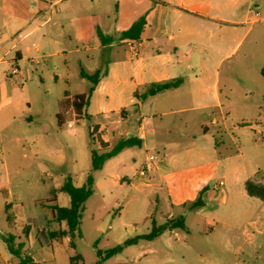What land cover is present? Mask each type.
<instances>
[{"label": "crops", "instance_id": "crops-1", "mask_svg": "<svg viewBox=\"0 0 264 264\" xmlns=\"http://www.w3.org/2000/svg\"><path fill=\"white\" fill-rule=\"evenodd\" d=\"M78 1L79 4L75 0H0V193L4 196H14L16 187L44 180L46 168L59 161L53 150H64L60 135L65 130L73 133V122L65 116L82 117L85 108L105 121L104 128L98 124L92 132L109 147L121 138L136 136L145 150L163 152H159L163 158L152 163L148 180L138 172L131 179L138 183L137 188L162 187L163 178L182 167L176 158L201 159L207 150H218L201 144L200 139L206 135L188 137L169 116L190 110L206 117L209 112L221 113L214 78L217 69L225 59L239 53L254 31L257 34L246 55H255L259 41L264 39L263 17L256 0H114L116 16L111 19L108 15L104 24L96 25L100 45L93 47L97 51L91 57L95 63L87 72L106 69L107 73L95 86L88 104L77 113L76 94L71 93L76 74L69 60V55L76 54V49L70 48L76 42V7L102 14L111 10V3L102 7L109 0ZM142 19L145 25L140 39H123L122 33ZM138 45L139 56L133 57L131 47ZM14 67L20 69L17 76L11 74ZM170 80H180L179 86L145 100L136 96V92L142 95L154 83ZM59 84L65 86L63 96L57 94ZM188 103L191 105L186 106ZM129 108H135L137 118ZM60 124L67 128L62 129ZM128 148L109 159L101 170L107 165L114 168L112 161ZM109 174L117 182L128 179L120 172ZM235 175L233 170H224V177ZM243 178L256 179L253 173ZM193 187L197 198L201 196L205 203L204 210L206 206L214 207L209 201L227 200L225 188L214 193L201 182ZM43 201L35 200L41 204ZM55 203L59 205L57 196L55 202L42 204L50 211V219V204ZM5 208L8 219L11 216L15 221L12 205L6 202ZM64 223L53 224L51 229H63ZM24 228L29 233L31 226ZM48 229L46 219L40 231L47 234Z\"/></svg>", "mask_w": 264, "mask_h": 264}, {"label": "rangeland", "instance_id": "rangeland-1", "mask_svg": "<svg viewBox=\"0 0 264 264\" xmlns=\"http://www.w3.org/2000/svg\"><path fill=\"white\" fill-rule=\"evenodd\" d=\"M110 3L111 10L107 14L80 11L76 7V42L70 44L76 54L69 55L71 71L76 74V85L71 93L76 96L87 93L90 86L89 81L82 79L81 71H90L95 63L91 57L97 51L93 47L100 45L96 25L104 24L108 15L112 19L117 14L114 0L103 2L102 7ZM255 3L260 5L257 9L264 24V0ZM61 6L59 4L58 9ZM256 34L254 31L239 53L225 59L217 69L214 78L221 113L209 112L206 117L190 110L169 116L188 137L206 135L200 139L201 144L217 148L216 152L207 150L201 159L178 157L176 161L182 167L164 177L162 187L137 188L138 183L131 181L134 174L139 175V170L151 163V155L158 157L155 162H159L163 157L159 152H163L145 150L142 146L126 149L112 161L114 168L109 169L107 165L106 169L93 172L94 193L85 204L80 234L50 239L48 232V235L41 232L40 227L50 219L51 213L35 200H46L57 190L59 205L70 207V196L59 188L69 177L78 187L86 184L92 169L90 154L100 150L98 134L91 137L89 129L94 131L98 124L101 128L106 125L91 109L85 108L82 117L66 115L73 122V133L65 130L60 135L64 150H53L59 161L46 168L44 180L14 188L12 197L0 193V264H20V258L8 248L7 243L12 240L16 249L22 244V255L32 256L38 264H264V203L247 195L243 180L253 173L264 183V77L261 74L264 39L259 41L255 55H246ZM64 87L58 85L59 96H63ZM173 107L178 106L173 104ZM82 109L76 107V112ZM129 110L134 119L137 118L135 108ZM60 125L62 129L67 128L66 124ZM147 154L151 155L146 161ZM227 169L235 171V177H224ZM109 172H120L128 179L117 182ZM220 181L224 184L221 187ZM196 182L207 185L214 193L225 188L227 200L209 201L214 207L206 206L207 210L184 205L197 198L198 192L193 187ZM6 202L14 208L15 221L8 219ZM172 217H184L186 230H166L152 241L141 239L106 257L107 251L127 239L150 233L153 221L163 225ZM26 225L31 226L29 233L24 228ZM62 227L68 229L65 223Z\"/></svg>", "mask_w": 264, "mask_h": 264}, {"label": "trees", "instance_id": "trees-1", "mask_svg": "<svg viewBox=\"0 0 264 264\" xmlns=\"http://www.w3.org/2000/svg\"><path fill=\"white\" fill-rule=\"evenodd\" d=\"M145 20L142 19L132 25L128 30L122 33L123 39H132V40H139L140 35L144 29ZM100 37L103 39L104 36L100 33ZM107 73L106 69H99L92 74L85 72L84 70L81 71L82 77L86 78L88 81L92 83L90 86L87 95H78L76 96L75 105L76 107L82 108L86 104H88L93 91L95 90V86L98 84L100 78ZM261 74L264 77V68L261 69ZM180 80H170L161 83H154L149 86L147 92L142 95H139L136 92V96L140 99L145 100L149 96L155 95L162 91L178 87ZM91 137H94V132L90 131ZM99 149L100 150H93L91 152V162H92V169L91 172L88 173L87 182L85 185L78 187L75 186L72 179L69 177L67 178L64 185L59 188V191L65 192L70 196L71 205L70 207H62L58 204H50V207L53 212V216L51 219L48 220V234L50 239L59 238L62 239L67 234H70L72 237L75 236L77 233L80 234V224L81 219L85 210V204L88 199L94 193V184L95 179L93 176V172L99 171L104 167V164L111 158L117 156L121 153L125 148L134 147V146H141L142 141L141 139L137 138L136 136L126 137L119 139L113 146L109 147L107 143L102 141L101 139L98 140ZM245 191L248 196L254 197L259 199L264 203V183L258 182L256 179L249 178L244 183ZM56 191L54 190L53 195L42 202V204H46L47 202H55L56 201ZM184 205L190 206L192 208L200 209L205 206L203 199L198 197L196 200L187 202ZM11 220V216H9ZM63 222L66 223L68 229H51L53 224H62ZM172 229H182L186 230L185 227V220L184 217H177V218H170L167 222L163 225H157L156 221H153V228L150 233L137 236L135 238L127 239L123 244L107 251L106 257H111L112 255L119 253L122 251L124 246L134 245L139 242V240H149L152 241L158 238L162 233L166 230ZM8 248L9 250L17 255L20 258V264H38L34 262V260L29 255H22V244H19L17 249L14 246V240L12 243L8 241Z\"/></svg>", "mask_w": 264, "mask_h": 264}, {"label": "built area", "instance_id": "built-area-1", "mask_svg": "<svg viewBox=\"0 0 264 264\" xmlns=\"http://www.w3.org/2000/svg\"><path fill=\"white\" fill-rule=\"evenodd\" d=\"M139 47H140V45H138V46H136V47H134V46L131 47V52H132V56H133V57H137V56H139ZM19 73H20V69H19L18 67H14V68L12 69V71H11L12 76H17V75H19ZM69 126H71V124H69ZM162 158H163V157H162ZM162 158H161V159H162ZM158 159H159V158L156 157L155 155H151V156L149 157V161H150L151 163H149V165H147L146 167H143V168L140 170V172H139V176L142 177V178H144V179H146V180H148V178H149V172H150L151 167H152V163L155 162V161H157ZM219 184H220V185H219L220 187L224 185V184H223V181H220Z\"/></svg>", "mask_w": 264, "mask_h": 264}]
</instances>
